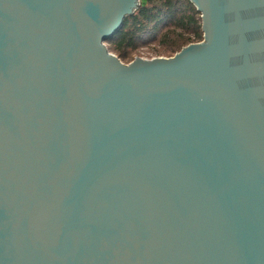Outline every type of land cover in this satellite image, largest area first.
Returning a JSON list of instances; mask_svg holds the SVG:
<instances>
[{"label":"water","instance_id":"95a60500","mask_svg":"<svg viewBox=\"0 0 264 264\" xmlns=\"http://www.w3.org/2000/svg\"><path fill=\"white\" fill-rule=\"evenodd\" d=\"M189 1L124 63L139 0H0V264H264V0Z\"/></svg>","mask_w":264,"mask_h":264},{"label":"trees","instance_id":"16d2710c","mask_svg":"<svg viewBox=\"0 0 264 264\" xmlns=\"http://www.w3.org/2000/svg\"><path fill=\"white\" fill-rule=\"evenodd\" d=\"M200 26V12L189 0H139L120 30L106 40V46L124 63L140 56L150 44L156 45L158 56H172L202 39Z\"/></svg>","mask_w":264,"mask_h":264},{"label":"rangeland","instance_id":"374dc122","mask_svg":"<svg viewBox=\"0 0 264 264\" xmlns=\"http://www.w3.org/2000/svg\"><path fill=\"white\" fill-rule=\"evenodd\" d=\"M154 44H150L146 47H144V49L140 52V56L141 57H146V58H151V57H155V55L158 56V54L155 53L156 49H155ZM135 56H139V55H135ZM162 56H168V55H162ZM171 56V55H170Z\"/></svg>","mask_w":264,"mask_h":264}]
</instances>
